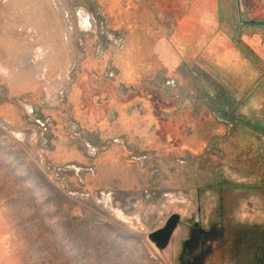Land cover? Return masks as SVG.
I'll return each instance as SVG.
<instances>
[{
    "label": "rangeland",
    "instance_id": "374dc122",
    "mask_svg": "<svg viewBox=\"0 0 264 264\" xmlns=\"http://www.w3.org/2000/svg\"><path fill=\"white\" fill-rule=\"evenodd\" d=\"M180 1L0 0V264L241 263L236 228L264 229V0Z\"/></svg>",
    "mask_w": 264,
    "mask_h": 264
},
{
    "label": "trees",
    "instance_id": "16d2710c",
    "mask_svg": "<svg viewBox=\"0 0 264 264\" xmlns=\"http://www.w3.org/2000/svg\"><path fill=\"white\" fill-rule=\"evenodd\" d=\"M223 228L220 231L223 233ZM240 264H264V229L258 226H240L233 237ZM194 260H192L193 262ZM194 263V262H193ZM200 261L197 264H202Z\"/></svg>",
    "mask_w": 264,
    "mask_h": 264
},
{
    "label": "crops",
    "instance_id": "0c3cea01",
    "mask_svg": "<svg viewBox=\"0 0 264 264\" xmlns=\"http://www.w3.org/2000/svg\"><path fill=\"white\" fill-rule=\"evenodd\" d=\"M181 3H180V5H181V8H179V9H176L175 10V12H178V13H184V11H185V13H186V15H191L192 14V12H191V9L193 8L194 9V13L196 14V15H198V13H200V11H202V7H201V2H202V0H181L180 1ZM174 26L176 27L175 29H179L180 27L178 26V24L176 23V24H174ZM202 36V35H201ZM187 44V43H186ZM244 95H248V102H247V107L248 106H250V105H252L251 104V101H249V98L251 97L250 96V91H246V92H244L243 93ZM254 119V118H253ZM240 125H243V126H245L246 127V133L244 132H242L243 134H245L246 135V137H248V140H249V133L251 132V133H253V129L251 128H249V127H251V126H254L255 125V122H254V120H252V121H250V123H244V122H241V123H239ZM256 126V125H255ZM262 130H261V128H260V133L259 134H261V136L264 138V123H263V126H262ZM250 133V134H251ZM252 140V139H251ZM263 146V145H262ZM256 189V188H255ZM256 199L258 200V198H255L254 196L252 197V205L251 204H248L250 207H252V208H254V209H256L255 207H260V205L261 206H264V205H262V204H259V203H256ZM251 203V202H250ZM259 209V208H258ZM255 212V211H254ZM253 212V213H254ZM255 225H257V226H259L258 224H255ZM254 226V225H253Z\"/></svg>",
    "mask_w": 264,
    "mask_h": 264
},
{
    "label": "built area",
    "instance_id": "2783aa9c",
    "mask_svg": "<svg viewBox=\"0 0 264 264\" xmlns=\"http://www.w3.org/2000/svg\"><path fill=\"white\" fill-rule=\"evenodd\" d=\"M67 17L69 19V14H67ZM75 21H77V24L81 28L82 31L86 33H92L95 28V22L92 18V16L83 8L78 9L75 13ZM71 29H73V25H71ZM90 153H95L96 150L91 146H87Z\"/></svg>",
    "mask_w": 264,
    "mask_h": 264
},
{
    "label": "water",
    "instance_id": "95a60500",
    "mask_svg": "<svg viewBox=\"0 0 264 264\" xmlns=\"http://www.w3.org/2000/svg\"><path fill=\"white\" fill-rule=\"evenodd\" d=\"M172 228H173V223H171L165 231L158 233L156 235L157 239H159L161 242L167 240Z\"/></svg>",
    "mask_w": 264,
    "mask_h": 264
},
{
    "label": "flooded vegetation",
    "instance_id": "af4514ba",
    "mask_svg": "<svg viewBox=\"0 0 264 264\" xmlns=\"http://www.w3.org/2000/svg\"><path fill=\"white\" fill-rule=\"evenodd\" d=\"M264 22V21H263Z\"/></svg>",
    "mask_w": 264,
    "mask_h": 264
}]
</instances>
